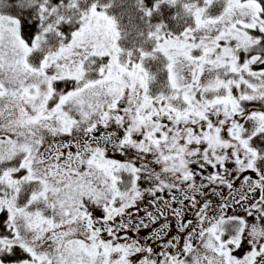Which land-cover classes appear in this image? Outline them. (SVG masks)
Wrapping results in <instances>:
<instances>
[{"label": "snow or ice", "instance_id": "6c2138e0", "mask_svg": "<svg viewBox=\"0 0 264 264\" xmlns=\"http://www.w3.org/2000/svg\"><path fill=\"white\" fill-rule=\"evenodd\" d=\"M0 264H264V0H0Z\"/></svg>", "mask_w": 264, "mask_h": 264}]
</instances>
